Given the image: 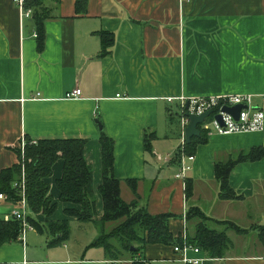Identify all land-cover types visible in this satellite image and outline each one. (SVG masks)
<instances>
[{"label": "crops", "instance_id": "1", "mask_svg": "<svg viewBox=\"0 0 264 264\" xmlns=\"http://www.w3.org/2000/svg\"><path fill=\"white\" fill-rule=\"evenodd\" d=\"M13 2L0 0V175L23 162L22 138L85 139L101 217L97 118L114 140V177L125 202L137 200L150 215H173L168 224L176 239L185 229L187 238L194 233L198 217L186 221L190 208L201 218L230 222L240 228L239 234L206 222L224 232L231 247L225 257L205 264H264V157L231 171L230 187L238 201L219 199L214 174L216 163L264 148V128L236 135L208 132L207 142L186 163V181L176 180L186 153L180 151V108L166 100L252 95L254 105L264 111V0H87L80 16L75 0H44L50 18L43 24L42 50ZM103 31L112 34L114 43L100 57L98 33ZM75 89L81 97L67 98ZM176 109L178 121L172 114ZM151 133L148 152L144 137ZM51 169L45 183L56 210L49 219L37 214L34 220L78 224L65 215L70 205L60 201L55 184L62 177V161ZM126 181L137 182L135 195ZM187 181L192 185L188 201ZM14 205L0 200V218ZM92 242L51 246L46 235L26 232L23 241L0 247V264H179L171 246L147 245L135 261H112L101 248L90 247Z\"/></svg>", "mask_w": 264, "mask_h": 264}, {"label": "trees", "instance_id": "2", "mask_svg": "<svg viewBox=\"0 0 264 264\" xmlns=\"http://www.w3.org/2000/svg\"><path fill=\"white\" fill-rule=\"evenodd\" d=\"M57 1L58 0H53ZM87 0H75V13L84 15L86 13ZM24 10H31L33 21V33L37 39V49L42 50L45 41L44 21L49 17V10L44 7V0H25ZM100 57L108 54L113 46L114 37L109 32H99ZM100 124V122H99ZM101 125V124H100ZM200 135L193 137L189 143H185L184 151L187 156H192L195 148L207 142V133L203 126H198ZM145 150L149 152L154 134L144 137ZM102 184L97 192L102 198V216L98 223L92 221L97 215L95 205L96 199L93 192L92 168L87 163L84 148L87 140L82 138H62V139H40L35 144H31L30 139H26L24 147V170L26 174V199L31 216L28 223L41 235L50 238V245H62L69 239V222L47 221L39 223L34 220L35 215L42 214L49 219L56 210V204L49 195V185L45 183L51 177L53 164L62 161V177L55 182L59 191L60 201L69 204L70 207L64 209L67 217L76 219L78 223H90L96 226L100 235L89 246L101 248L108 260L121 261L125 258L137 259L138 253H143L147 245L158 244L163 246H173L179 244L180 239L173 238L168 222L174 216L171 214L150 215L147 210L138 206L137 200L130 203L125 202L120 197V182L114 177V140L101 131L99 137ZM17 154L19 152L17 151ZM179 160V154L177 155ZM264 157V148H251L247 153H240L234 159H228L222 163H216L214 168L215 179L219 183V199L221 201H238L240 197L234 194L230 187L229 175L239 163H251L259 161ZM20 164L5 169L0 175V193L7 196V200L12 204L19 201L17 192L12 188V183L18 180L21 174ZM132 194L135 195L137 182L126 181ZM192 185L190 181L185 184V195L187 201L192 197ZM198 217L194 226V233L188 237L192 245L200 252L210 258H223L226 251L231 247V242L224 232H219L207 223L229 226L237 234L240 228L230 222H219L212 219L201 218L196 209L190 208L186 215V221H192ZM207 222V223H206ZM111 223L116 226L110 233L103 234L101 226ZM230 224V225H229ZM99 225V226H98ZM20 224L17 221H4L0 218V247L9 242H16L21 236ZM264 233V228H261ZM114 240L121 247L120 251L115 250V246L110 243ZM132 249V250H131ZM133 264H144L142 261Z\"/></svg>", "mask_w": 264, "mask_h": 264}, {"label": "built area", "instance_id": "3", "mask_svg": "<svg viewBox=\"0 0 264 264\" xmlns=\"http://www.w3.org/2000/svg\"><path fill=\"white\" fill-rule=\"evenodd\" d=\"M18 11H20L22 25L26 24L31 19L32 11L24 10L25 0H14L13 2ZM33 37L36 35L33 33ZM67 98L75 99L80 98V90L75 89L70 94L66 95ZM120 96H117L119 99ZM169 104L178 103L180 108V122H181V145L180 151L185 147L186 139L184 137V130L188 126L189 122L186 115H202L207 111H211V114L206 117L202 124L204 131L214 132L217 135H231L236 133H250V132H261L264 128V111L261 107L255 106L253 103L252 95H229L220 97H206V98H191L185 99L184 97L167 98ZM261 105H264V97L261 99ZM241 106V110L238 114V118L235 120L232 115L224 111V108H232ZM219 118V121L216 118ZM21 150H24L26 141L22 138ZM37 141H31V144H35ZM23 156V154H22ZM193 156H187L182 154L180 168L178 173L174 176L176 180L186 181V172L189 167L186 165L187 162H192ZM21 174L18 180L14 181L11 185L12 188L17 192L19 201L14 205L13 209L6 214L3 220L9 221L14 220L19 222L21 229V236L19 241H23L26 232H34L35 229L28 223V217L31 216L28 207V201L26 199V174L24 170V156L23 162L21 163ZM0 200H7V196L0 194ZM179 244H174L171 249L172 253L177 257L176 261L179 264H205L209 261V258L204 257L200 250L189 241L186 237V229L183 230ZM191 254L195 257H191Z\"/></svg>", "mask_w": 264, "mask_h": 264}, {"label": "rangeland", "instance_id": "4", "mask_svg": "<svg viewBox=\"0 0 264 264\" xmlns=\"http://www.w3.org/2000/svg\"><path fill=\"white\" fill-rule=\"evenodd\" d=\"M177 109L172 113L173 115V119L177 120ZM180 115V114H179ZM178 121V120H177ZM174 128H176V124L174 125ZM176 131V129H175ZM94 192V191H93ZM95 199L97 198L94 194ZM101 217H98V214L93 218L92 221L98 223ZM97 226V225H96ZM90 224V223H76V224H70L71 227V237L69 239V241H65L64 244L68 245V246H72L70 241H72L74 244H80L81 241H86V242H91V240L94 242L95 239H97L100 235V231L99 229ZM99 226V225H98ZM116 226H114L111 223L105 224L104 228H102L101 226L99 227L100 229H102L103 234H107L110 233ZM110 243L115 246V250L118 252L120 251L121 247L118 243H116L114 240H110Z\"/></svg>", "mask_w": 264, "mask_h": 264}, {"label": "water", "instance_id": "5", "mask_svg": "<svg viewBox=\"0 0 264 264\" xmlns=\"http://www.w3.org/2000/svg\"><path fill=\"white\" fill-rule=\"evenodd\" d=\"M25 25L28 28V33L30 34V32H32L34 29L32 19L28 20ZM240 110H241V106H237V105H235V107L232 108H227V107L224 108V111L232 115L235 120L238 118V114ZM210 114L211 111H207L206 113L198 116L194 114L186 115L189 124L184 130V137L187 143H189L193 139V137H198L200 135V132L198 131V126L202 125L206 117H208ZM216 119L219 121L218 117ZM94 122L96 123V125H98L99 130L102 131V125L99 124L97 118L95 119Z\"/></svg>", "mask_w": 264, "mask_h": 264}]
</instances>
